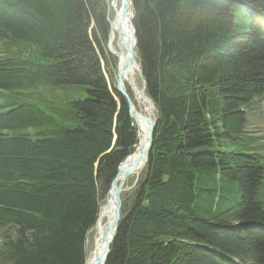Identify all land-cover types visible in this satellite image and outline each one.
<instances>
[{
    "label": "trees",
    "instance_id": "1",
    "mask_svg": "<svg viewBox=\"0 0 264 264\" xmlns=\"http://www.w3.org/2000/svg\"><path fill=\"white\" fill-rule=\"evenodd\" d=\"M102 1L0 0V264H85L98 185L137 144L99 62ZM131 3L157 121L105 264H264V135L247 129L264 117V0ZM65 87L86 98L17 103Z\"/></svg>",
    "mask_w": 264,
    "mask_h": 264
},
{
    "label": "bare ground",
    "instance_id": "2",
    "mask_svg": "<svg viewBox=\"0 0 264 264\" xmlns=\"http://www.w3.org/2000/svg\"><path fill=\"white\" fill-rule=\"evenodd\" d=\"M120 3L121 0H109L107 2L108 8L106 9V20L108 19L107 22L109 31L107 39L103 41V48L107 59V67L112 75L114 85L116 78L114 79L113 77H115L117 69L121 70V68H123L127 58V49L124 44L125 39L127 42H132L131 18L129 15L123 17ZM105 24L107 25V23ZM123 34H126L125 38L123 37ZM135 61L137 64V58H135ZM138 75L140 77L139 68L137 65H134L130 71L121 74V88L126 92L132 91L131 93L133 94V104L135 111L144 118L153 120L154 111L152 110L151 104L149 103L145 92L142 90V87L140 88L137 84ZM136 124L135 130L137 131V144L134 146V150L129 156L130 161H135L138 158L137 153L139 150L142 149L144 152L146 151L145 143L148 138L149 124L147 122H138ZM144 162L145 158H142L140 163L144 165ZM136 176H138V174H132L126 178L122 183L121 188L126 189L125 186L127 185L128 180ZM112 215V209H109L107 212H105L103 208L100 209L97 218L98 222L95 223L94 247H98L100 245L102 241V230L110 222ZM93 258L94 253L92 252V254L86 258L85 264H93Z\"/></svg>",
    "mask_w": 264,
    "mask_h": 264
},
{
    "label": "water",
    "instance_id": "3",
    "mask_svg": "<svg viewBox=\"0 0 264 264\" xmlns=\"http://www.w3.org/2000/svg\"><path fill=\"white\" fill-rule=\"evenodd\" d=\"M121 9H122L123 17H126L127 15H132V13L130 12V9H132L131 0H121ZM131 34H132V42H127L125 39L124 44L127 49V58H126L123 68H121V70L117 69V72L115 75L116 84H115L114 90L115 92L120 94L127 103L128 115L132 121V127L135 128L136 123L138 122H147L149 124L148 138L145 143L146 151L144 152L142 149L139 150L137 153L138 158L135 161L133 160L130 161L129 160L130 158L127 157L122 163L119 164L116 175L109 185V190L105 197V203L103 205L99 204V211L102 208L105 212H107L109 209H112L113 215H112L110 222L102 230V241L100 245L98 247L93 248V253H94L93 264H105L106 263V260H107V257L110 251V246L116 235L118 223L121 218L120 210H121L122 183L124 182L126 178H128L132 174H139L140 170H142V167L145 166L148 154L152 146L153 133H154L155 125H156L155 117L153 118V120H150V119L144 118L143 116L139 115L135 111L133 103L128 93L124 89L121 88L122 80L120 79V75L127 71H130L132 67L136 65V62H135L136 37H135V30L133 26H132ZM123 37L125 38L126 34L125 35L123 34ZM139 74L142 79V87H143L142 90L145 92L146 86L142 78L140 64H139ZM148 101L151 104L152 110L154 111L155 107L153 105L152 100L148 98ZM142 158H145L144 165L140 163ZM96 222H98V220Z\"/></svg>",
    "mask_w": 264,
    "mask_h": 264
},
{
    "label": "rangeland",
    "instance_id": "4",
    "mask_svg": "<svg viewBox=\"0 0 264 264\" xmlns=\"http://www.w3.org/2000/svg\"><path fill=\"white\" fill-rule=\"evenodd\" d=\"M109 0H105V4L108 8V2ZM105 4L104 1H102V8L105 14ZM108 20V19H107ZM263 20H262V15H260V24H262ZM105 20L104 17L100 23L99 29H96V27H94V29H96V34H97V38H99V43H100V38L101 35H103L105 33ZM100 55V54H99ZM99 60H100V56H99ZM137 84L139 85V87H142V82L141 79L139 77V75L137 76ZM132 91H129L130 94ZM20 94V93H19ZM133 95V94H132ZM37 99H32L35 103H37V101H39V104H42L43 110H45V108L47 109V113H50L52 115H55L54 111H52V108L57 107L58 105H64L66 106L69 102L77 100V99H83L86 98V88H82V87H70V88H62V90H47L43 93V91H40V94L38 96H36ZM259 104L257 105V107L255 108V114L251 115L249 118V124H248V131L251 134H254L255 136H259L260 134L264 135V117L261 116V114L259 113L258 110ZM154 117L156 118V110H154ZM157 121V118H156ZM77 125L76 122H69L65 125V127H75ZM143 172L137 177H133L131 179L128 180L127 185L125 186L126 189H124V193H131L137 186V183L140 179V177H142ZM99 188V192H100V205L103 204L104 200H103V191L105 190V185L104 184H99L98 185ZM108 188V187H107ZM123 193V194H124ZM96 225V224H95ZM94 231L95 228L91 230V232L88 234L87 237V242H86V248H87V257H89V255L92 254V248H93V244H94ZM13 229L12 227H8V230L6 232L5 235H3L2 233H0V242L2 241L1 238L6 236V235H10L13 234ZM86 257V258H87Z\"/></svg>",
    "mask_w": 264,
    "mask_h": 264
}]
</instances>
